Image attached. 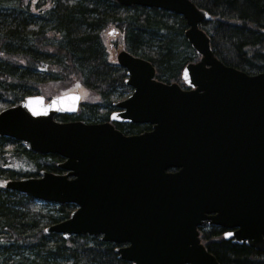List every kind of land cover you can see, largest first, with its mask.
Masks as SVG:
<instances>
[{
  "label": "water",
  "instance_id": "95a60500",
  "mask_svg": "<svg viewBox=\"0 0 264 264\" xmlns=\"http://www.w3.org/2000/svg\"><path fill=\"white\" fill-rule=\"evenodd\" d=\"M182 15L185 36L200 55L178 83L156 78V68L126 50L117 55L133 92L114 105L109 122L60 123L74 114L80 92L45 102L30 96L0 111V137L26 150L57 154L64 174L6 181L37 200L77 208L47 232L99 235L133 264H220L199 237L204 221L227 228L234 243L264 250V72L225 65L200 27L210 15L191 0H113ZM114 122L150 124L125 135Z\"/></svg>",
  "mask_w": 264,
  "mask_h": 264
},
{
  "label": "trees",
  "instance_id": "16d2710c",
  "mask_svg": "<svg viewBox=\"0 0 264 264\" xmlns=\"http://www.w3.org/2000/svg\"><path fill=\"white\" fill-rule=\"evenodd\" d=\"M191 1L210 15L200 26L220 61L248 74L264 72V0ZM187 29L180 14L113 0H0V111L78 84L93 97L86 96L77 114L55 119L108 121L114 102L131 91L113 54L121 48L146 59L158 80L185 87L184 67L200 59ZM151 127L117 125L127 135ZM62 160L0 138V264H132L118 257L116 243L99 235L64 238L46 231L69 218L75 204L42 202L5 187L9 179L38 176L40 170L63 173L57 165ZM198 230L220 264H264V250L226 239L225 228L204 222Z\"/></svg>",
  "mask_w": 264,
  "mask_h": 264
},
{
  "label": "rangeland",
  "instance_id": "374dc122",
  "mask_svg": "<svg viewBox=\"0 0 264 264\" xmlns=\"http://www.w3.org/2000/svg\"><path fill=\"white\" fill-rule=\"evenodd\" d=\"M120 50H122V49L120 48L118 51H116L115 54H113L114 57H115V59H116V55H117V53H118ZM69 90L80 92L81 95L84 97V99L86 98V96H87V99H88L89 97H93L92 92H88L86 89L80 87V85H78V84H75L74 86H71V87H69L68 89H66V90H64V91H59V92H58V95H59V94H62V93H66V92H68ZM47 97H48V96H47Z\"/></svg>",
  "mask_w": 264,
  "mask_h": 264
},
{
  "label": "flooded vegetation",
  "instance_id": "af4514ba",
  "mask_svg": "<svg viewBox=\"0 0 264 264\" xmlns=\"http://www.w3.org/2000/svg\"><path fill=\"white\" fill-rule=\"evenodd\" d=\"M132 91H133V89H131L130 93H131ZM130 93H129V94H130ZM129 94H127L125 97H127ZM114 110H115V111H119V110H121V109L118 108V107H113V111H114ZM113 111H112V112H113ZM112 112H111V113H112ZM111 113H110V114H111ZM109 117H110V116H109ZM108 120H109V119H108ZM106 121H107V120H106ZM118 124H125V123L116 122V128H117V125H118ZM140 124H141V123H140ZM151 126H152V125H151ZM117 129H118V128H117ZM151 129H152V127H151L150 129H146V130H144V131H148V130H151ZM138 134H139V133H138ZM126 135H127V134H126ZM129 135H132V134H129ZM3 137H6V136H3ZM0 138H2V137H0ZM227 231H228V230L226 229L225 232H227Z\"/></svg>",
  "mask_w": 264,
  "mask_h": 264
},
{
  "label": "snow or ice",
  "instance_id": "6c2138e0",
  "mask_svg": "<svg viewBox=\"0 0 264 264\" xmlns=\"http://www.w3.org/2000/svg\"><path fill=\"white\" fill-rule=\"evenodd\" d=\"M226 235H230V233H226Z\"/></svg>",
  "mask_w": 264,
  "mask_h": 264
}]
</instances>
